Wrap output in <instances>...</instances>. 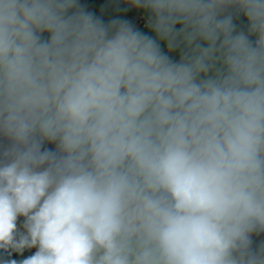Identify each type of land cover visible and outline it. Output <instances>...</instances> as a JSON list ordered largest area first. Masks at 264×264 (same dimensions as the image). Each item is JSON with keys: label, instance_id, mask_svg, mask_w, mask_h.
Returning a JSON list of instances; mask_svg holds the SVG:
<instances>
[{"label": "clouds", "instance_id": "clouds-1", "mask_svg": "<svg viewBox=\"0 0 264 264\" xmlns=\"http://www.w3.org/2000/svg\"><path fill=\"white\" fill-rule=\"evenodd\" d=\"M128 3L0 0V264H264V0Z\"/></svg>", "mask_w": 264, "mask_h": 264}, {"label": "crops", "instance_id": "crops-1", "mask_svg": "<svg viewBox=\"0 0 264 264\" xmlns=\"http://www.w3.org/2000/svg\"><path fill=\"white\" fill-rule=\"evenodd\" d=\"M79 3L83 5L87 11L92 12L96 17L100 18L106 24L113 19L123 20L124 18V10L116 6L111 0H79ZM234 23L236 24L238 31L247 30V20L242 14L234 19ZM177 27H179V25ZM165 51H167V49H165ZM169 55L174 60L179 59L178 52L169 53ZM176 57L178 59H176ZM253 240L255 247L261 241H264V235L253 237Z\"/></svg>", "mask_w": 264, "mask_h": 264}, {"label": "built area", "instance_id": "built-area-1", "mask_svg": "<svg viewBox=\"0 0 264 264\" xmlns=\"http://www.w3.org/2000/svg\"><path fill=\"white\" fill-rule=\"evenodd\" d=\"M116 6L124 10L123 20H129L138 30L148 31L147 21L150 18V13L143 9L134 8L128 0H111Z\"/></svg>", "mask_w": 264, "mask_h": 264}, {"label": "trees", "instance_id": "trees-1", "mask_svg": "<svg viewBox=\"0 0 264 264\" xmlns=\"http://www.w3.org/2000/svg\"><path fill=\"white\" fill-rule=\"evenodd\" d=\"M34 251H35V249L25 250L22 255L19 254V253H13L12 256L8 257V258L19 261V260H22V259L26 258L27 256H30Z\"/></svg>", "mask_w": 264, "mask_h": 264}, {"label": "rangeland", "instance_id": "rangeland-1", "mask_svg": "<svg viewBox=\"0 0 264 264\" xmlns=\"http://www.w3.org/2000/svg\"><path fill=\"white\" fill-rule=\"evenodd\" d=\"M141 32H143V33H145V34H147V35H149V36H152V35H153L152 32H148V31H141ZM176 59H178V58L176 57Z\"/></svg>", "mask_w": 264, "mask_h": 264}]
</instances>
